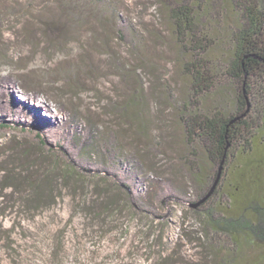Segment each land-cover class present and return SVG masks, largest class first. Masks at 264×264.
<instances>
[{
	"label": "rangeland",
	"instance_id": "rangeland-1",
	"mask_svg": "<svg viewBox=\"0 0 264 264\" xmlns=\"http://www.w3.org/2000/svg\"><path fill=\"white\" fill-rule=\"evenodd\" d=\"M163 1L0 0V80L11 89L0 84V264H215L196 216L225 205L235 186L264 195V162L255 169L235 160L216 196L200 204L219 165L199 143L188 148L179 128L177 106L191 83ZM222 6V48L213 54L225 58L222 31L239 21ZM237 93L224 81L198 101L230 113ZM19 101L42 118L66 119L60 133L70 151L49 126L15 115ZM190 152L206 185L184 168ZM101 179L111 187L105 195ZM242 256L264 264V247L246 246Z\"/></svg>",
	"mask_w": 264,
	"mask_h": 264
},
{
	"label": "trees",
	"instance_id": "trees-1",
	"mask_svg": "<svg viewBox=\"0 0 264 264\" xmlns=\"http://www.w3.org/2000/svg\"><path fill=\"white\" fill-rule=\"evenodd\" d=\"M163 2L168 6V15L173 21L180 57L182 61L185 60L182 71L191 83L187 103L182 105L183 108L177 106L179 128L188 148L199 143L206 152L209 163L213 167L219 165L212 184L207 189L203 187L201 199L212 190L222 167L220 182L205 201L208 202L216 196L223 171L230 163L237 160L241 165L249 164L258 169L264 162V149H260L264 145V0ZM224 3L230 4L232 13L236 15L234 18L239 21L235 27L229 26L228 30L222 31L230 40L227 57L224 51H221L226 59L213 54L214 50L222 48L220 31L217 29L223 25ZM224 81L231 82L238 91L233 110L226 113L219 106L206 105L213 110H205L204 106V109L201 108L198 98L217 90ZM134 104L139 106L137 97L133 98ZM127 106L126 103L125 108ZM139 115L136 116L138 120ZM137 128L138 132L143 133L145 126L140 122ZM189 156L196 154L190 152L184 157L186 172L196 185H206L203 181L208 179L207 175L203 174L200 165L191 161ZM238 167V180H243L244 175L240 174L244 169L242 166ZM101 180L104 187H98L97 193L105 195L111 187L106 180ZM44 183L30 182L29 188L37 192L47 185ZM229 185L235 186L233 183ZM234 190L235 193L227 195L225 205L221 202L206 214L196 216L204 234L201 239L208 242L211 239L208 251L215 255V264H244L240 263V260H244L242 253L246 246L257 244L264 247V204H260L258 200L259 197L264 198L262 188L258 193L255 190L251 195L250 192L249 195L242 193L237 186ZM241 195H244L242 198L245 199L239 198L240 203L237 199ZM113 203L110 202V205ZM216 211L223 217L216 218ZM221 238L230 246L227 253L222 249L219 251ZM262 258L259 262L263 261Z\"/></svg>",
	"mask_w": 264,
	"mask_h": 264
},
{
	"label": "bare ground",
	"instance_id": "bare-ground-1",
	"mask_svg": "<svg viewBox=\"0 0 264 264\" xmlns=\"http://www.w3.org/2000/svg\"><path fill=\"white\" fill-rule=\"evenodd\" d=\"M0 84L3 85V87L5 86V89H4L5 93L9 94L10 90H11L9 81L0 80ZM13 111H14L15 115H17L18 117L23 116V117L27 118L28 120H31L33 117V120L40 123L41 125H42V123H44L45 124L44 126H46V125L49 126V129H51V131L53 132V135H57V134L60 135V139L62 141H64L65 148L67 150L70 149V141L68 140L66 134L60 133L62 124H65L66 119L62 120L63 121L62 122L61 120H58L52 114L48 115L49 117L47 119L42 118L39 114V111L36 110V108H33L30 105H27L26 103L20 102V101L16 106H14ZM69 132H72L71 128H69ZM75 134H77V133H75Z\"/></svg>",
	"mask_w": 264,
	"mask_h": 264
},
{
	"label": "water",
	"instance_id": "water-1",
	"mask_svg": "<svg viewBox=\"0 0 264 264\" xmlns=\"http://www.w3.org/2000/svg\"><path fill=\"white\" fill-rule=\"evenodd\" d=\"M221 176H222V167H221V169H220V173H219V175H218V177H217V179H216V182L214 183V185H213V188H212V190L210 191V193L206 196V197H204L203 199H202V201L200 202V204L201 203H204L212 194H213V192L215 191V189H216V187H217V185H218V183L220 182V179H221ZM196 206V205H195Z\"/></svg>",
	"mask_w": 264,
	"mask_h": 264
}]
</instances>
